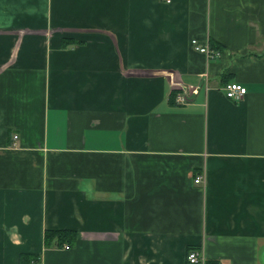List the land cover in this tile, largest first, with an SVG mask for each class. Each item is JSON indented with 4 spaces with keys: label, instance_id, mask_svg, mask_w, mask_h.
I'll return each mask as SVG.
<instances>
[{
    "label": "crops",
    "instance_id": "1",
    "mask_svg": "<svg viewBox=\"0 0 264 264\" xmlns=\"http://www.w3.org/2000/svg\"><path fill=\"white\" fill-rule=\"evenodd\" d=\"M191 249L264 264V0H0V264Z\"/></svg>",
    "mask_w": 264,
    "mask_h": 264
},
{
    "label": "built area",
    "instance_id": "2",
    "mask_svg": "<svg viewBox=\"0 0 264 264\" xmlns=\"http://www.w3.org/2000/svg\"><path fill=\"white\" fill-rule=\"evenodd\" d=\"M166 2H169V0H164ZM191 45L197 53L203 55L207 60L214 61L221 57V51L217 49H213L209 47L208 45H201L196 40L191 41ZM222 90L224 92V95L229 100L237 101L241 97H243L246 94V89L241 87L237 83L229 82L225 84L222 87ZM177 102H184L185 98L182 96L176 97ZM13 138H15V135H13ZM201 176H197L194 180L195 183H200L202 181ZM186 262L188 264H205V256L202 251L199 249H191L186 253L185 256ZM219 264V263H214Z\"/></svg>",
    "mask_w": 264,
    "mask_h": 264
},
{
    "label": "trees",
    "instance_id": "3",
    "mask_svg": "<svg viewBox=\"0 0 264 264\" xmlns=\"http://www.w3.org/2000/svg\"><path fill=\"white\" fill-rule=\"evenodd\" d=\"M215 49V48H213ZM223 86L228 82V78H223ZM176 94L172 93V100L174 101ZM76 233L72 229H46L43 231L42 240L44 245L48 246L49 244L54 243L56 247L66 245L70 247L75 242ZM189 250H187L188 252ZM32 259L31 255L20 254L18 257V264H30Z\"/></svg>",
    "mask_w": 264,
    "mask_h": 264
}]
</instances>
